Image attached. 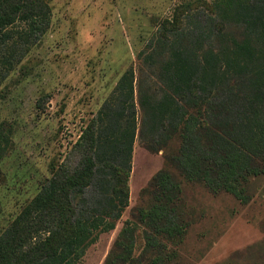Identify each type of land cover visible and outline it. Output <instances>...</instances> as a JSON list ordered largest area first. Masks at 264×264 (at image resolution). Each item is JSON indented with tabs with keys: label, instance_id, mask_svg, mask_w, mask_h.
Instances as JSON below:
<instances>
[{
	"label": "rangeland",
	"instance_id": "1",
	"mask_svg": "<svg viewBox=\"0 0 264 264\" xmlns=\"http://www.w3.org/2000/svg\"><path fill=\"white\" fill-rule=\"evenodd\" d=\"M217 1L45 0L47 21L39 39L28 37V20L8 28L12 37L0 48V75L6 74L0 81V237L61 167L77 165V142L128 70L135 72L136 89L140 80L157 86L145 55H166L171 43L194 35L191 40H204L194 49L199 58L208 57L211 73L216 65L229 75L244 73L248 84L261 81L262 36L249 25L223 22ZM196 26L202 32L194 33ZM218 32L225 40L215 46L221 58L213 60L205 39ZM142 118L138 104V127ZM177 146L174 141L151 152L136 139L128 206L115 230L101 234L79 264H104L131 220L140 236L139 255L145 227L134 216L147 208L146 190L164 169L181 183L187 223L181 242L168 244L171 264H264V176L250 179L247 201L213 193L169 166L167 154Z\"/></svg>",
	"mask_w": 264,
	"mask_h": 264
},
{
	"label": "trees",
	"instance_id": "2",
	"mask_svg": "<svg viewBox=\"0 0 264 264\" xmlns=\"http://www.w3.org/2000/svg\"><path fill=\"white\" fill-rule=\"evenodd\" d=\"M216 6L223 22L249 25L264 45V0H218ZM47 8L45 0H0V48L7 46L8 28L17 21L28 20V37L39 39ZM201 30L194 27V33ZM193 36L171 43L166 55L144 56L155 68L157 86L140 80L136 89L133 70L122 76L77 142V165L61 167L0 237V264H79L101 234L115 230L128 206L136 139L151 152L177 142L166 160L184 180L247 201L250 179L264 176V67L261 81L252 84L244 73L229 75L216 65L211 73L208 57L199 58L194 49L204 40ZM205 40L215 50L213 60L221 58L215 46L224 42L222 33ZM2 62L10 64L6 58ZM146 193L147 208L134 216L145 227L143 249L135 256L140 236L135 222L128 221L104 264H171L168 244L181 242L187 225L181 183L164 169Z\"/></svg>",
	"mask_w": 264,
	"mask_h": 264
}]
</instances>
